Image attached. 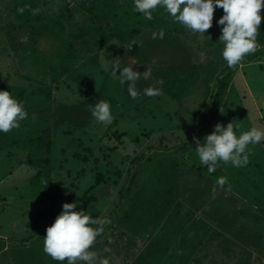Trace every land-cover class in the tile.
Segmentation results:
<instances>
[{"label":"rangeland","instance_id":"rangeland-1","mask_svg":"<svg viewBox=\"0 0 264 264\" xmlns=\"http://www.w3.org/2000/svg\"><path fill=\"white\" fill-rule=\"evenodd\" d=\"M12 2L13 0H0V90H7L21 100L28 117L20 122L19 128L0 133V239H3L7 247L4 253L0 252V264H67V261L53 260L44 252L43 239L46 232L39 236L37 232L46 230L54 222L65 202L78 201V210L83 208L93 218L113 217L118 187L124 183L126 170L131 166L130 161L141 154L148 156V148H157L161 136L166 137L165 145L169 148L185 143L198 124V117L209 99L207 96L213 91L214 79L211 80L208 72L201 71L188 88L190 93L173 99L162 90L164 81L173 77L183 79L184 73L166 76L162 70L155 72L157 69L154 67L151 69L152 79L141 78L137 82V88L142 93L145 87L159 81L156 86L161 89V95H141L133 99L128 94L127 85L121 86L117 77L112 74V66L117 60L122 65H129L130 57L126 59L125 48L120 42L112 41L89 57L88 64L75 70L73 77L64 78L53 86L52 78L49 81L46 79L48 83L40 81V78L43 76L42 68L46 58L50 61L49 68L52 67L57 74L61 73L60 63L64 59L59 60L58 43L49 32H45L47 35H42L37 43H22L27 40V36L18 34V30L12 28L13 20L9 16ZM64 4L61 0H40L41 10L49 16H58L60 10L64 9ZM71 6L76 22L85 21V12L76 8V0H72ZM222 11H215L213 26L208 34L189 32L187 42L177 38L176 47L180 46L174 51H168L167 63L173 64L177 57L184 56L186 52L187 68L203 64L205 67L209 65V70L212 60L216 65L219 64L223 60V44L219 43L221 26L216 21L223 15ZM260 14L263 22L264 10H260ZM166 19L172 21L169 16ZM162 37L161 32L149 29L134 43L141 46L159 41ZM212 40H216L215 47L210 44ZM22 48L25 51L22 52ZM139 66V69L138 66L133 68L140 73L148 68L146 64H143V68L142 65ZM32 77L40 82H34L36 80L31 79ZM235 78L217 123L226 126L233 122L239 125L237 135L253 126L264 128V120H261L264 118V61L242 63ZM100 100L111 103L114 116L111 124L99 123L91 115L94 102ZM194 104V107L191 106ZM256 108L262 110L263 114H255ZM117 130L124 135L118 137ZM115 133L117 135H113ZM148 133L155 135L150 138L143 136ZM44 135L45 138L48 136L52 146L49 163L42 161L45 158L43 152L36 149L35 140ZM249 148V163L245 166L243 176L237 174V170L242 167H233L230 162L221 161L213 172L216 181L218 177H227V185L230 187L234 184L229 180V175H233L231 178L236 175L244 178L252 171L262 169V142L249 145ZM89 149H92L91 154ZM260 153L263 154L259 155ZM256 160L260 161L253 162ZM172 161L179 165L180 170H187L195 163L203 173H209L206 166H201L196 151L187 157L162 156L160 160L156 159L146 171L137 190L135 201L131 205L134 211L129 221L148 219L154 214L157 200L152 204L144 202L151 193L155 194L160 183L166 184L165 181L160 182L161 176L168 173L167 169L172 171ZM255 163H259L257 167ZM118 171H124V175L117 187ZM102 176L103 182L97 185ZM261 189L264 191V187ZM262 197L257 196L258 199ZM153 204L155 205L152 206ZM33 221L37 222V226L29 228V223ZM110 227H113V223ZM115 229L122 232L120 227ZM199 229H202L200 225ZM129 230L134 231L133 228ZM150 233L151 230L144 232L142 238L147 239ZM200 235L198 241L202 244L194 255L187 256L189 254L186 255L185 252V256L180 255V250L173 249L178 253L177 258L174 257L177 256L174 252L173 258H166L159 263L154 261V264H250L247 256L242 254L243 257L236 261L229 259L234 255L233 250L230 255L225 254L223 248H217L216 237L214 245H207V237ZM107 238L108 235L98 237L91 250L100 257L110 258V264H122L121 259L115 262L117 255L111 251L118 247L125 249L124 241L133 242L137 237L127 233L125 238L115 236L111 241ZM189 240L191 242V238ZM21 242L25 243L21 245ZM138 246L140 248L141 243ZM106 248L110 251H105ZM195 257L197 261H194ZM77 264L83 262L78 261Z\"/></svg>","mask_w":264,"mask_h":264},{"label":"trees","instance_id":"trees-1","mask_svg":"<svg viewBox=\"0 0 264 264\" xmlns=\"http://www.w3.org/2000/svg\"><path fill=\"white\" fill-rule=\"evenodd\" d=\"M61 1L65 4L58 16L45 14L41 10L40 0H13L10 5L9 16L13 20L12 28L18 30V34L22 33L27 36V40L22 43L26 44L27 41L37 43L42 35V37L45 36V32H49V35L54 37L58 43L59 60L64 59L65 61L60 63L62 71L57 74L52 67L49 68L50 61L46 58L42 68L43 76L41 75L44 78H40V81L47 82L52 78L53 86H56L57 82L64 78L73 77L75 70H80L88 64L89 57L112 41H118L124 46L126 59L130 57V64L136 63L133 67L138 66L137 69L140 68L139 65L143 68V64H146L152 70L156 67L155 72L162 70L166 76L184 73L183 79L173 77L164 81L162 90L173 99L180 98L182 94H189L188 88L196 81L201 71L208 72L211 80L214 79L213 91L207 96L209 99L198 117V124L194 126L192 136L185 143L169 148L165 145L166 137L161 136L160 145L157 148H148V156L141 154L130 161L131 166L126 170V177L121 187L118 186H120L124 171L123 173L117 172L119 180L116 181L118 192L114 216L98 218L111 220V223L101 226V235L98 237L108 235V241L115 236L125 238L127 233L137 237L133 242L123 240V246L126 245L125 249L118 247L111 251L120 257L122 264H154V261L159 263L166 258H173L174 252L177 254L174 257L177 258L178 253L173 249L180 250V255H184L185 252L186 255L189 254L187 256H192L202 244L198 241L200 232L202 233L200 236L207 237L205 242L207 245H214L216 237L217 248H223L225 254L230 255L233 250L234 255L229 259L236 261L242 258V255H246L248 263L264 264V213L261 215L254 213L238 196L231 195L227 184L222 186L217 184L213 172L203 173L195 163L187 170H180L179 165L172 161V171L167 169L168 173L164 177L161 176L160 182L165 181L166 184L160 183L161 186L155 194L151 193V196H148L144 202L152 204L157 200L158 205L155 207L154 214L148 219L129 221L134 211L131 205L135 201V195L146 171L151 168V163L156 159L160 160L162 156L187 157L196 151L197 141L202 143L204 137L211 133L216 125L240 65L244 62L261 63L264 61V21L261 22L260 33L257 37L261 47L256 52L247 55L238 66L228 67L223 59L217 65L212 60L210 62L212 67L209 70L207 69L209 65L205 67L203 64L187 68L186 52L183 53L184 56L177 57L171 65L167 63V55L168 51H174L180 46L176 47L177 38L188 41L187 35L190 31L173 20L166 19L168 15L163 10L158 9L153 13V19L148 20L134 11L133 0H76V8L83 10L86 15L85 21L76 22L72 13V0ZM19 8H24L22 14L18 12ZM33 9H39V13L33 15ZM149 29L161 32L163 37L159 41H152L141 46L135 44L134 41ZM214 41L216 40L210 41L212 47H215ZM23 50L22 48V52ZM219 68L221 69L218 73ZM177 69L180 71H176ZM31 79L36 80L35 77ZM116 133L118 137L124 135L118 130ZM116 133L113 135H117ZM153 135L155 134L148 133L143 136L150 138ZM35 141H37L35 142L37 151L43 152L42 155L45 157L42 161L49 163L52 146L48 136L46 138L45 135L39 136ZM31 143L34 142L31 141ZM88 152L91 154L92 149ZM220 170L226 174L223 169ZM229 177L231 179L232 176L229 175ZM101 178L97 181V185L103 182V176ZM126 207H129L128 210ZM112 223L113 227H110ZM36 224V221L29 223V228L37 226ZM116 227L122 228V232L115 229ZM129 228H133L134 231H128ZM149 230H151L150 235L147 239H143L144 232ZM44 232L46 230L38 231L37 235ZM21 243L23 245L25 242ZM139 243H141L140 248ZM4 248V241L0 239V252ZM136 252L140 253L137 255ZM236 252L238 254H235ZM193 259L198 260L197 257Z\"/></svg>","mask_w":264,"mask_h":264},{"label":"clouds","instance_id":"clouds-1","mask_svg":"<svg viewBox=\"0 0 264 264\" xmlns=\"http://www.w3.org/2000/svg\"><path fill=\"white\" fill-rule=\"evenodd\" d=\"M134 11L144 18L153 19L155 11L163 10L175 23L180 24L192 33L208 34L213 26L216 9H222L223 15L216 21L221 26L219 43L223 44L221 55L228 67L238 66L244 58L261 47L257 37L260 33L262 16L260 10L264 0H133ZM18 12H24L19 8ZM39 9H33L37 15ZM132 63L122 65L119 60L112 66V74L117 77L121 86L127 85L128 94L133 99L161 95V89L154 84L142 90L137 88V82L152 79V70L147 68L142 73L134 70ZM119 70V74L117 71ZM191 106H195L191 105ZM99 123L111 124L114 116L108 100L97 102L91 112ZM28 113L24 103L7 90H0V133H8L19 128L20 122L27 119ZM239 125L233 122L223 125L217 123L213 131L207 134L203 142L197 141L196 152L202 167H207L209 173L215 172L218 163H231L233 167H245L249 163V145H258L264 141V128L256 126L241 132ZM228 183L227 177H218L217 184ZM78 201L65 202L54 222L47 227L43 239V250L53 260L67 261V264H110L107 257H100L92 251L101 227L111 223L109 218L97 219L85 211L78 210ZM110 251V249H105Z\"/></svg>","mask_w":264,"mask_h":264},{"label":"crops","instance_id":"crops-1","mask_svg":"<svg viewBox=\"0 0 264 264\" xmlns=\"http://www.w3.org/2000/svg\"><path fill=\"white\" fill-rule=\"evenodd\" d=\"M261 10H264V7H262ZM216 11H217L216 13H218V11H222V9L220 10L218 8L216 9ZM209 32H210V29H209ZM255 111H256L255 114L257 115L263 114L262 110L258 108H256ZM261 120H264V118H261ZM262 146L264 148V141H262ZM262 152H264V149L262 150ZM262 154L263 153H260L259 155H262ZM259 161L256 160L253 162H259ZM255 164H257L255 165L257 167L259 163H255ZM261 164L262 166L260 167H263V168L258 169L257 171H252V173L248 177L240 178L239 176L236 175V177L234 176L235 178H231L230 180L233 182L234 185L228 187V189L231 191V195L238 196L244 203L248 205L249 208H251V210L254 211V213L256 214L258 213L259 215H261V213H264V191L261 189L262 187H264V174H263L264 173L263 172L264 163L262 162ZM243 171L245 172V167H242L241 169L237 170L238 172L237 174L243 176ZM255 176H258V178ZM257 196H263V197L258 199ZM6 248L7 247L5 246L2 253H4L7 250ZM139 253L140 252H136L137 255ZM113 254L116 255L115 253ZM114 259H116L115 262L116 261L118 262L119 257L116 256Z\"/></svg>","mask_w":264,"mask_h":264}]
</instances>
